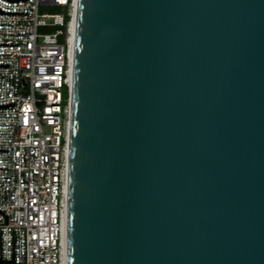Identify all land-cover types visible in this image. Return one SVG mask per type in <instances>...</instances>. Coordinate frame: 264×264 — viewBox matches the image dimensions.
<instances>
[{"label": "water", "instance_id": "95a60500", "mask_svg": "<svg viewBox=\"0 0 264 264\" xmlns=\"http://www.w3.org/2000/svg\"><path fill=\"white\" fill-rule=\"evenodd\" d=\"M66 264H264V0H79Z\"/></svg>", "mask_w": 264, "mask_h": 264}, {"label": "built area", "instance_id": "2783aa9c", "mask_svg": "<svg viewBox=\"0 0 264 264\" xmlns=\"http://www.w3.org/2000/svg\"><path fill=\"white\" fill-rule=\"evenodd\" d=\"M76 1L0 0V264H66Z\"/></svg>", "mask_w": 264, "mask_h": 264}, {"label": "rangeland", "instance_id": "374dc122", "mask_svg": "<svg viewBox=\"0 0 264 264\" xmlns=\"http://www.w3.org/2000/svg\"><path fill=\"white\" fill-rule=\"evenodd\" d=\"M61 13V10L55 7H41L40 8V16L44 17L45 19H50L51 16ZM55 31L54 28L45 27L40 28V32L44 34L53 33Z\"/></svg>", "mask_w": 264, "mask_h": 264}, {"label": "bare ground", "instance_id": "6f19581e", "mask_svg": "<svg viewBox=\"0 0 264 264\" xmlns=\"http://www.w3.org/2000/svg\"><path fill=\"white\" fill-rule=\"evenodd\" d=\"M76 6H77V8L79 10V0L76 1ZM77 23H78V11H77V18H76V21H75L76 31H77ZM74 59H75V56H74ZM65 235H66V233H65Z\"/></svg>", "mask_w": 264, "mask_h": 264}, {"label": "trees", "instance_id": "16d2710c", "mask_svg": "<svg viewBox=\"0 0 264 264\" xmlns=\"http://www.w3.org/2000/svg\"><path fill=\"white\" fill-rule=\"evenodd\" d=\"M62 12V11H61Z\"/></svg>", "mask_w": 264, "mask_h": 264}]
</instances>
